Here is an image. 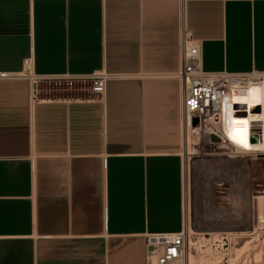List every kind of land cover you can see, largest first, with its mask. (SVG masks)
Here are the masks:
<instances>
[{
    "label": "crops",
    "instance_id": "1",
    "mask_svg": "<svg viewBox=\"0 0 264 264\" xmlns=\"http://www.w3.org/2000/svg\"><path fill=\"white\" fill-rule=\"evenodd\" d=\"M185 32L204 71L264 73V0H0V73L112 75L91 100L0 77V264H156L145 235L186 218L237 233L231 185L197 197L184 155Z\"/></svg>",
    "mask_w": 264,
    "mask_h": 264
},
{
    "label": "built area",
    "instance_id": "2",
    "mask_svg": "<svg viewBox=\"0 0 264 264\" xmlns=\"http://www.w3.org/2000/svg\"><path fill=\"white\" fill-rule=\"evenodd\" d=\"M190 33L185 32L181 41V69L177 77L182 83V130L184 145L187 148L188 137L196 141L191 146V152L186 149V155L200 157L205 149L212 147L229 146L226 154L229 157L244 158L250 153L247 149L230 145L229 140L223 135L221 124L225 116V107L228 108L233 95L245 87L251 80L258 79L257 72L229 73L226 71L207 72L201 68L200 45L195 43ZM112 75L103 71H96L90 75L80 77H51L39 76L33 73L31 58H25L23 69L16 73H0L2 78H26L32 82L33 98H36L35 86L41 81H70L85 85L87 91L85 98L88 100L101 98L106 89V81ZM198 124L194 125L193 120ZM263 122L253 123L252 130L264 139ZM216 136L218 141H213ZM248 151V152H247ZM256 151V150H251ZM264 155L257 152L253 156ZM192 237V238H191ZM195 239L190 233V225L187 218L182 229L177 232H156L145 235V243L148 253L155 258L156 264H175L183 261L186 256V248L189 241ZM216 243H222L225 254L230 253L232 240L223 234ZM219 245V244H216Z\"/></svg>",
    "mask_w": 264,
    "mask_h": 264
},
{
    "label": "rangeland",
    "instance_id": "3",
    "mask_svg": "<svg viewBox=\"0 0 264 264\" xmlns=\"http://www.w3.org/2000/svg\"><path fill=\"white\" fill-rule=\"evenodd\" d=\"M256 74L260 78L264 73ZM195 141L188 137L187 148L184 145V155L194 171L193 189L197 188V197L203 195L208 202L221 180L231 185L233 225L229 230L237 233L227 234L232 245L230 253L225 254L223 242L216 243L214 235L197 232L190 225L195 239L189 242L186 255L192 261L184 259L175 264H264V155L255 158L254 154H248L245 158L231 159L226 156L229 146L210 145L205 149L206 154L198 158L186 155V149L190 153ZM220 158L229 161L231 170H220Z\"/></svg>",
    "mask_w": 264,
    "mask_h": 264
},
{
    "label": "bare ground",
    "instance_id": "4",
    "mask_svg": "<svg viewBox=\"0 0 264 264\" xmlns=\"http://www.w3.org/2000/svg\"><path fill=\"white\" fill-rule=\"evenodd\" d=\"M257 100L259 101L258 104L256 103ZM225 113L223 123L220 127L223 135L229 140L230 145L245 149L235 143L230 134H237V138H243V130L247 127L246 135L249 144L247 150H249V154L264 152V139L262 141L260 135L252 130L253 123L263 122L264 127V74L256 80H251L245 89L237 91L233 95L230 104H228L227 110L225 107ZM244 120L248 121L247 126L240 123V121ZM185 259L187 262L192 261L189 254L185 256Z\"/></svg>",
    "mask_w": 264,
    "mask_h": 264
},
{
    "label": "snow or ice",
    "instance_id": "5",
    "mask_svg": "<svg viewBox=\"0 0 264 264\" xmlns=\"http://www.w3.org/2000/svg\"><path fill=\"white\" fill-rule=\"evenodd\" d=\"M256 103L258 104L259 101L257 100ZM240 123H243L245 126H247L248 121L244 120V121H240ZM244 131V136L243 138H237V134H230L231 138L233 139V141L239 145H241L243 148L248 149L249 148V144L247 142V127H245Z\"/></svg>",
    "mask_w": 264,
    "mask_h": 264
},
{
    "label": "water",
    "instance_id": "6",
    "mask_svg": "<svg viewBox=\"0 0 264 264\" xmlns=\"http://www.w3.org/2000/svg\"><path fill=\"white\" fill-rule=\"evenodd\" d=\"M193 124H194V125H197V124H198V121H197L196 118L193 120ZM211 139H212L213 141H218V138H217L216 136H212Z\"/></svg>",
    "mask_w": 264,
    "mask_h": 264
}]
</instances>
